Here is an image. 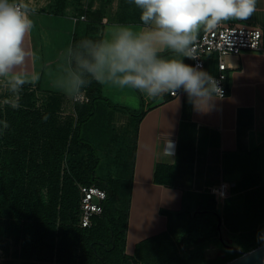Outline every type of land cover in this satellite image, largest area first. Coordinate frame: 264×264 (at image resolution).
<instances>
[{
  "label": "crops",
  "instance_id": "1",
  "mask_svg": "<svg viewBox=\"0 0 264 264\" xmlns=\"http://www.w3.org/2000/svg\"><path fill=\"white\" fill-rule=\"evenodd\" d=\"M27 2L36 12L32 17L34 29L26 43L39 54L34 66L29 62L28 70L38 72L40 80L23 89L30 88L34 92L37 87L52 86L54 80H62V72L68 73L72 36L75 32L85 34L90 23L88 13L99 17L101 23L95 25L100 28L101 37L107 36L116 25L143 27L140 10L131 0H112L105 5L104 0ZM80 14H85L86 19L79 20ZM222 24L260 28L263 35L259 49L228 57L232 66L228 95L216 100L212 110L197 111L184 93L166 94L153 100L136 90L101 85L102 94L112 102L134 112L144 110L137 131L130 113L111 107L103 100L98 102L88 122V125H104L102 140L95 142L91 136L101 158L99 168L102 172L99 168L96 171V176L100 177L114 173L104 170L99 145L109 151H105V158L110 152L116 158L124 145L119 140L129 130L135 132L132 194L124 250L130 260L136 259L138 243L178 223L180 217H169L167 211H191L196 215L215 208L222 219V234L226 232L229 238H225L234 241L243 240L242 236L233 234L231 237L224 224L225 217L244 214L256 218L255 213L263 208L264 0H258L257 11L250 18L231 19ZM185 63L192 64V59H186ZM206 71H214L211 64ZM0 88L7 90L2 83ZM54 90H60V85ZM64 95L60 93L63 98ZM167 139L175 144L172 157L164 152ZM221 182L228 184L227 195L223 198L213 191ZM238 219L233 225H238ZM182 260L171 264H180Z\"/></svg>",
  "mask_w": 264,
  "mask_h": 264
},
{
  "label": "trees",
  "instance_id": "2",
  "mask_svg": "<svg viewBox=\"0 0 264 264\" xmlns=\"http://www.w3.org/2000/svg\"><path fill=\"white\" fill-rule=\"evenodd\" d=\"M87 17L90 23L85 34L75 32L72 36L69 63L73 68L77 43L84 38H102L100 28L95 25L101 23L99 17L89 13ZM22 90L25 92L19 101L20 107H0V238H15L29 252V258L43 261L54 256L58 261L75 260L80 248L88 253L89 264L130 261L124 250L135 145L123 148L121 155L116 156L114 174L96 176L101 158L87 125L100 100L130 113L135 131L144 110L134 112L112 102L102 94L101 85L93 82L86 90L87 107L79 112L76 121L68 126H50L46 114L31 105L35 92ZM4 122L9 125L7 129L3 128ZM44 138L46 143L42 145ZM40 147L46 152L42 160L37 153ZM78 183L95 184L108 194L102 215L96 216L92 226L87 228L79 226ZM262 207L255 213L256 218L237 214L224 219L231 237L233 234L242 236L243 240L251 237L257 244L239 242L243 240L228 243L226 232L224 241L220 240L215 208L196 215L191 211H167L169 217H180L178 223L138 243L133 261L171 264L181 255L194 251L202 254L212 245L217 249L216 255L208 260L201 255L202 264H223L240 255L224 246L225 242L244 251L264 243V201ZM237 218L238 225H233Z\"/></svg>",
  "mask_w": 264,
  "mask_h": 264
},
{
  "label": "clouds",
  "instance_id": "3",
  "mask_svg": "<svg viewBox=\"0 0 264 264\" xmlns=\"http://www.w3.org/2000/svg\"><path fill=\"white\" fill-rule=\"evenodd\" d=\"M140 10L143 27L116 25L105 37L84 38L76 45L75 67L60 84L70 98L96 82L136 90L149 99L186 94L197 111L206 112L223 98L219 81L194 59L193 45L201 29L212 30L231 19L246 20L257 11L258 0H131ZM36 12L27 0H0V83L19 95L35 85L40 74L29 71L39 54L26 43ZM18 108L19 104L12 105ZM7 122L3 128L7 129ZM167 139L164 152L174 155Z\"/></svg>",
  "mask_w": 264,
  "mask_h": 264
},
{
  "label": "rangeland",
  "instance_id": "4",
  "mask_svg": "<svg viewBox=\"0 0 264 264\" xmlns=\"http://www.w3.org/2000/svg\"><path fill=\"white\" fill-rule=\"evenodd\" d=\"M88 2V1H87ZM112 0H104L103 4L106 3L110 4ZM63 60V58H62ZM65 60H63V63ZM61 76L63 77L62 80L65 79L67 76L66 72H62ZM62 80H54L52 86L48 87H37L35 90V95L33 96L31 100V105L35 108L41 110L44 112L47 116V122L50 126H68L70 123H74L78 117V114L81 110L85 109L87 107V100H79L76 101L73 98L66 97L64 95V98L60 96V90H54L57 88L61 83ZM88 87V86H87ZM87 87L83 90V93H86ZM35 88V87H34ZM27 92H30V88H27ZM25 92V90H22L20 94L14 95L9 93L8 90H2L0 88V107L2 109L7 107H12L14 104H19V107L21 106L19 101L22 98V93ZM60 100L62 101L60 103ZM57 102V106L56 103ZM55 105L56 108L52 109L51 106ZM89 127L87 128V131H89L90 135L92 136V139L95 142H99L103 139V130L101 129L102 126H104L102 123L100 126L95 125L94 123H89ZM112 124L110 123L109 127H111ZM108 127V128H109ZM124 138L122 140H119L123 145L122 148H132L135 140V132L134 130H129V133H125ZM118 139V137H117ZM42 145L46 143V138L43 139ZM100 150L102 151V160H103V166L104 170L107 169L113 173L116 171V163L114 154L111 152L107 154V157L105 158V151L106 149L103 148L101 145H99ZM109 152V151H106ZM38 155L40 159H44L46 156V152L44 151L43 147H40L38 149ZM128 153V151H127ZM121 154H117L119 156ZM123 155V154H122ZM102 172V168H99ZM223 231V230H222ZM224 234V233H223ZM224 236V235H223ZM226 241L228 243H231V240H228L226 238ZM254 244H257L258 241L251 237L244 238L243 241H239L240 243H248L251 242ZM217 249L213 246L205 249L202 254L200 252H190L187 255H181L182 263L180 264H202V258L208 260L213 258L216 255ZM29 252L26 251L21 247L20 241H16L13 237H2L0 238V264H89L86 260H88L87 256L88 253L85 251V249H79L78 255L75 260L72 261H58L57 256H54L53 258L49 260H41V259H33L29 258L27 256ZM180 258V259H181Z\"/></svg>",
  "mask_w": 264,
  "mask_h": 264
},
{
  "label": "built area",
  "instance_id": "5",
  "mask_svg": "<svg viewBox=\"0 0 264 264\" xmlns=\"http://www.w3.org/2000/svg\"><path fill=\"white\" fill-rule=\"evenodd\" d=\"M79 20H85L86 15L80 14ZM263 31L254 27H233L220 24L212 30H203L197 36L193 45L192 65H201L204 70L213 67L214 71L210 73L218 81L223 89V98L228 95V77L229 70L232 68L228 62V57L238 56L246 50H257L260 48ZM183 93L178 92L177 95ZM176 95V96H177ZM173 96V95H171ZM87 100L86 93H83L75 100ZM80 189L79 203V226L83 228L91 227L96 216H101L104 211V205L108 194L105 189L95 184L78 183ZM214 193L223 198L227 195L228 184H221L213 189ZM116 264H136L133 260Z\"/></svg>",
  "mask_w": 264,
  "mask_h": 264
},
{
  "label": "water",
  "instance_id": "6",
  "mask_svg": "<svg viewBox=\"0 0 264 264\" xmlns=\"http://www.w3.org/2000/svg\"><path fill=\"white\" fill-rule=\"evenodd\" d=\"M218 217V229L220 231L219 238L220 240L224 241L223 234H222V219L220 215H217ZM224 246L234 249L235 251L239 252V256L235 257L223 264H264V243L249 250L244 251L243 249L229 245L226 242L224 243Z\"/></svg>",
  "mask_w": 264,
  "mask_h": 264
}]
</instances>
